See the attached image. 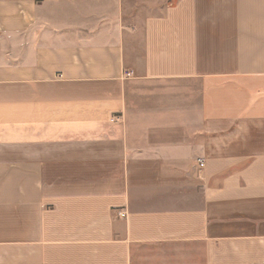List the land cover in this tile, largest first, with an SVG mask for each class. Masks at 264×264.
Returning <instances> with one entry per match:
<instances>
[{"label":"crops","instance_id":"crops-1","mask_svg":"<svg viewBox=\"0 0 264 264\" xmlns=\"http://www.w3.org/2000/svg\"><path fill=\"white\" fill-rule=\"evenodd\" d=\"M0 264H264V0H0Z\"/></svg>","mask_w":264,"mask_h":264}]
</instances>
